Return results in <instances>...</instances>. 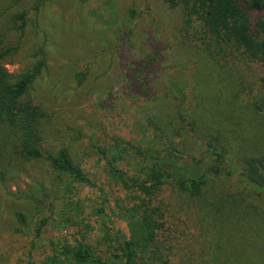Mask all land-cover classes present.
Returning a JSON list of instances; mask_svg holds the SVG:
<instances>
[{
  "label": "rangeland",
  "instance_id": "1",
  "mask_svg": "<svg viewBox=\"0 0 264 264\" xmlns=\"http://www.w3.org/2000/svg\"><path fill=\"white\" fill-rule=\"evenodd\" d=\"M260 18L254 10L252 21ZM196 30L166 0H0V53L7 51L0 63L8 74L19 77L44 52L45 66L24 96L46 114L40 147H66L92 180L68 192L0 125V264H49L66 237L98 251L106 232L127 235L122 215L138 191L107 171L119 149L118 167L140 177L154 161L148 149L173 157L180 174L225 170L207 150L210 139L237 166L245 155L264 156V63L240 51L221 56ZM153 201L164 223L152 250L167 264H264V191L237 175L210 176L197 195L170 180ZM42 217L47 223L36 234Z\"/></svg>",
  "mask_w": 264,
  "mask_h": 264
},
{
  "label": "trees",
  "instance_id": "2",
  "mask_svg": "<svg viewBox=\"0 0 264 264\" xmlns=\"http://www.w3.org/2000/svg\"><path fill=\"white\" fill-rule=\"evenodd\" d=\"M172 6L180 5L184 22L194 24L202 40L212 51L226 56L230 51H240L249 59L264 63V19L252 21V12L257 10L264 15V0H166ZM20 21L19 28L25 25V13L16 15ZM7 51L0 53V59ZM41 58L31 67L13 79L0 63V125L16 147L20 148L28 159H41L55 171L65 182V188L73 193L74 184L92 185L86 171L77 163L66 147H60L51 153L43 150L41 140V123L46 114L24 96L35 78L45 66L44 52ZM264 85V75L261 77ZM183 115L190 117V111L183 108ZM191 125V121L189 120ZM207 150L221 162H225V170L212 165L203 173L180 174L173 168H179L176 160L163 151L147 150L146 156L153 163L144 177L129 175L118 167L117 161H123L120 149L116 155L106 161L107 171L112 179L125 189H135L137 202L130 206L122 217L126 222V234L112 236L106 232L99 243H105L104 250L83 239L66 237L56 243V248L49 264H137V260L146 257L167 264L166 259L156 256V236L163 226L162 212L154 205L153 198L161 191L164 184L173 180L182 191L192 195L200 194L202 185L210 176L237 175L239 180L257 192L264 191V156H243L240 165L232 164L221 147L212 139L205 143ZM106 157L103 148H98ZM98 207L97 211L102 212ZM23 222V215L16 214ZM47 219L42 217L36 226V234H40ZM151 253V254H148ZM152 255H154L152 257Z\"/></svg>",
  "mask_w": 264,
  "mask_h": 264
}]
</instances>
